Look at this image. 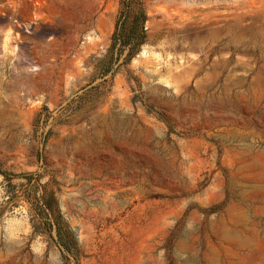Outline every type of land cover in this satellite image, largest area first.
<instances>
[{
	"label": "rangeland",
	"instance_id": "rangeland-1",
	"mask_svg": "<svg viewBox=\"0 0 264 264\" xmlns=\"http://www.w3.org/2000/svg\"><path fill=\"white\" fill-rule=\"evenodd\" d=\"M140 1L126 63L122 0H0V171L43 174L80 264H264V0ZM26 189L0 264H76Z\"/></svg>",
	"mask_w": 264,
	"mask_h": 264
},
{
	"label": "trees",
	"instance_id": "trees-1",
	"mask_svg": "<svg viewBox=\"0 0 264 264\" xmlns=\"http://www.w3.org/2000/svg\"><path fill=\"white\" fill-rule=\"evenodd\" d=\"M136 9V13L134 12ZM132 20V28L127 32L128 23ZM147 13L140 0H122V8L117 20L112 48H118V59L128 51L125 61L128 63L139 51L146 40ZM5 180H27V189L23 199L30 204L34 217L40 226L49 233H55L54 240L64 253L68 263L79 262V247L75 234L66 224L61 213L58 199L48 183H42L41 173H21L10 178L9 173L0 171ZM12 194V193H11ZM11 196V195H10ZM20 197V196H17ZM37 228V225H35Z\"/></svg>",
	"mask_w": 264,
	"mask_h": 264
}]
</instances>
